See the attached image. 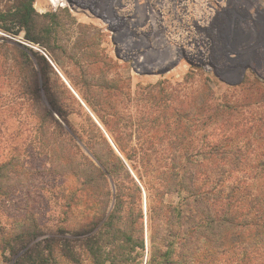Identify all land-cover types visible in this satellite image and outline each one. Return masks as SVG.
<instances>
[{
  "label": "rangeland",
  "instance_id": "rangeland-1",
  "mask_svg": "<svg viewBox=\"0 0 264 264\" xmlns=\"http://www.w3.org/2000/svg\"><path fill=\"white\" fill-rule=\"evenodd\" d=\"M34 7L32 19L23 21L18 16L20 0H0V67L8 66L0 75L3 105L24 101L19 85L46 79L81 151L92 157L90 144L106 156V141L136 183L137 154L154 148L159 152L154 161H160L162 149L173 144L180 147L188 133L196 130L252 131V150L244 153L242 147L246 156L232 150L227 158L264 163V0H34ZM225 8L241 15L236 28L245 33V41L238 44L243 55L233 63L228 58L234 60L236 55L225 47L227 37L221 33L220 20H215ZM16 64H27L28 73ZM43 99L46 104L50 97L44 94ZM9 108L4 109L7 114L17 117ZM27 111L20 109L19 116L30 118ZM113 137L134 160L119 152ZM7 156L9 152L0 149V162ZM185 156L178 160L188 165ZM28 159L32 165L27 171L34 176L20 175L27 186L18 187L0 211V229L7 237L6 232L16 233L20 227L34 230L36 224L42 234L30 247L38 242L46 247L51 241L48 246L61 264H97L86 248L100 225L87 233L85 223L96 216L98 205L81 199L69 211L66 197L79 189V180L58 175L43 158ZM47 169L57 176L47 174ZM116 175L125 176L124 171ZM125 201L122 218L129 228L126 219L137 214L139 207L137 200L130 205V199ZM141 201V226L125 231L132 234L135 245L128 242L133 250L123 251L122 262L116 264H161L162 258L155 255L157 249L165 253L166 245L172 247L173 264L240 263L238 255L232 262L222 259L220 240L204 245L207 253L196 256L192 242L167 236L172 229L166 217L181 204V195L166 197L154 220L144 191ZM66 227L69 234L62 237ZM25 250L13 255L10 248L0 247V264H16ZM108 258L106 252L103 260L107 261L101 259L98 264H112Z\"/></svg>",
  "mask_w": 264,
  "mask_h": 264
},
{
  "label": "trees",
  "instance_id": "trees-1",
  "mask_svg": "<svg viewBox=\"0 0 264 264\" xmlns=\"http://www.w3.org/2000/svg\"><path fill=\"white\" fill-rule=\"evenodd\" d=\"M35 13L34 0H20V15H17L21 20L29 21ZM1 29L10 32L7 28ZM27 39L32 41L30 38ZM16 65L24 71L27 69L28 73L27 64ZM7 67V64L0 67V75ZM19 88L21 91L24 90L21 96L24 101L4 105L0 102V149L10 154L5 161L0 162V211L13 199V193L18 187L27 186V181L21 180L20 175L34 176L33 172L27 171L32 165L29 156L43 158L45 164L48 162L57 169L58 175L79 180V189L66 197L69 211L80 203L81 199L87 201L88 205L93 202L98 205L96 216L85 223L87 233L100 225V231L97 230V235L89 238L86 248L90 257L97 258V264L101 259L102 263L107 261L103 260V254L106 252L110 255L108 260L116 264L122 262L123 251L133 250L127 244L129 242L130 245H135L133 236L125 231L129 228L135 230L137 226H141L143 191L146 193L151 220L156 218L160 204L166 197L173 194L181 195V204L175 206L172 212L171 208L167 212H171V217L166 219L172 229L167 231V236L192 242L189 244L190 247L192 245L196 256L201 252L206 254L207 250H204L203 246L217 239L220 240L222 247V259H227V262H232L238 255L239 264L264 263V163L227 158L232 150L246 156L242 147H245L244 153L250 151L252 131L231 129L220 131L217 127L189 132L185 144H181L180 147L173 144L166 150L162 149V154H167L165 156L160 154V161H154L155 155H159L154 148L143 149L141 155L137 154L139 157L137 166L133 165V169L139 173L136 183L106 141H104L106 156L90 144L88 149L92 157L81 151L77 143L78 138L75 137L76 133L74 131L70 133L68 130V116L62 110L59 100L51 96L46 79L41 82L34 79V82L19 85ZM44 94L50 97L46 104L43 102ZM6 107H10L9 112L15 110L17 117H10L4 110ZM14 107L19 109L16 110ZM23 108L28 109L29 115L32 114L30 118L19 116L18 111ZM228 119L227 121L231 122V117ZM221 123L222 120L218 122ZM13 124L16 131L12 132ZM3 133L7 136L4 137ZM113 139L119 152L125 155L128 161L134 160L128 156L120 140L117 137ZM243 141L247 143L244 146L241 144ZM58 147L61 150L57 151ZM147 151L152 153L148 155ZM181 154L186 155L185 162L188 165L179 163ZM188 155L192 157L189 158ZM20 156H25V159L20 160ZM168 157H171L170 161ZM47 170V174L57 176L55 172ZM117 171H124L125 176L119 177L116 175ZM36 172L41 173L40 170ZM183 193L188 197L182 196ZM126 199H130L129 205L137 200L139 207L137 214L126 219L129 228L127 224H123L125 219L122 218V214L127 210ZM67 215L70 220L69 212ZM69 220L67 219L68 222ZM67 231V227L61 231L62 237L69 234ZM6 233L7 237L5 230L0 229L2 249L10 248L13 255L26 249L23 258H20L22 260L18 259L16 264H61L54 248L48 246L51 241L47 242L46 247L39 242L29 246L42 234L36 224L34 230L20 227L16 233L12 231ZM76 234L80 236L79 232ZM165 247L167 251L160 253L157 249L155 257L158 254V257L162 258L161 264H173L172 247L169 245ZM65 258L68 259L70 256Z\"/></svg>",
  "mask_w": 264,
  "mask_h": 264
},
{
  "label": "flooded vegetation",
  "instance_id": "flooded-vegetation-1",
  "mask_svg": "<svg viewBox=\"0 0 264 264\" xmlns=\"http://www.w3.org/2000/svg\"><path fill=\"white\" fill-rule=\"evenodd\" d=\"M228 5H229V3H228ZM218 13L215 15V17H216L215 20L216 21L220 20L221 33H222L224 39H226V37H227V44H226L227 46H225V47H228V48L230 47V49H229L230 52H232L236 55L234 60L231 59L232 56H229L228 59L231 63H233L234 61L237 62V60H239L240 57L243 55V54H240L238 52V44L245 41V33L240 31L238 27L236 28V24L238 23V19L240 18L241 15L237 12L228 11V10H226V8L224 10H222L221 13H219V14ZM228 48H225V49L228 50ZM227 50H225V51L227 52ZM236 50H237V52H235Z\"/></svg>",
  "mask_w": 264,
  "mask_h": 264
}]
</instances>
